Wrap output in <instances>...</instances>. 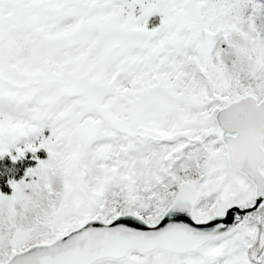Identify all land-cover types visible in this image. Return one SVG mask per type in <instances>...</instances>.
<instances>
[{
  "label": "snow or ice",
  "instance_id": "obj_1",
  "mask_svg": "<svg viewBox=\"0 0 264 264\" xmlns=\"http://www.w3.org/2000/svg\"><path fill=\"white\" fill-rule=\"evenodd\" d=\"M0 264H264V0H0Z\"/></svg>",
  "mask_w": 264,
  "mask_h": 264
}]
</instances>
